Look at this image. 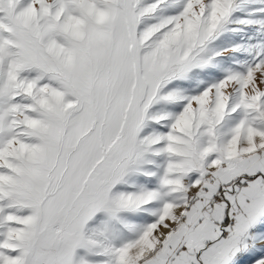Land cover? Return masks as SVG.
<instances>
[{
	"label": "snow or ice",
	"instance_id": "6c2138e0",
	"mask_svg": "<svg viewBox=\"0 0 264 264\" xmlns=\"http://www.w3.org/2000/svg\"><path fill=\"white\" fill-rule=\"evenodd\" d=\"M0 264H264V0H0Z\"/></svg>",
	"mask_w": 264,
	"mask_h": 264
}]
</instances>
